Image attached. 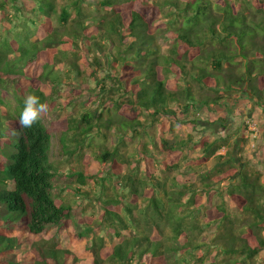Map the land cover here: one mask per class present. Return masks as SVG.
Masks as SVG:
<instances>
[{"label":"trees","instance_id":"16d2710c","mask_svg":"<svg viewBox=\"0 0 264 264\" xmlns=\"http://www.w3.org/2000/svg\"><path fill=\"white\" fill-rule=\"evenodd\" d=\"M153 12L165 18L164 39L173 42L167 53L152 28ZM71 74L78 93L68 92L60 109L82 90L97 92L98 107L83 108L80 121L71 115L59 122L63 145L71 132L88 137L100 108L99 119L107 113L108 120L99 130L112 127L118 135L100 163L111 164L108 177L122 194L106 201L99 223L119 242L102 251V237L94 235L91 264H104L102 256L115 264H263V172L243 156L246 135L231 133L227 118H209L245 96L264 119V0H0V86L6 77L30 82L14 89L10 101L0 97V144L9 138L13 150L9 164L0 166L6 185L0 190L1 264H69L72 257L38 244L34 259L5 255L56 226L68 227L74 209L53 199L58 173L49 164L54 136L44 113L31 128L20 129L18 119L28 95L48 108L57 103ZM45 82L53 94L43 91ZM8 119L15 124L11 137L3 126ZM180 121L200 128L201 138L168 140L165 132ZM127 136L132 143L140 139L137 153H121ZM159 154H165L161 161ZM86 177L78 176L83 185ZM203 196L220 200L215 210L201 205ZM227 202L236 203L235 214ZM213 227L207 242L202 234ZM13 230L26 234L10 237Z\"/></svg>","mask_w":264,"mask_h":264},{"label":"rangeland","instance_id":"374dc122","mask_svg":"<svg viewBox=\"0 0 264 264\" xmlns=\"http://www.w3.org/2000/svg\"><path fill=\"white\" fill-rule=\"evenodd\" d=\"M168 9L169 8H167V10ZM153 13L155 16L152 20V28L153 30H156L162 52L167 53L173 42L164 39V36H167L165 32L166 28L164 26L165 18L161 17L156 12ZM80 64L82 65V69L85 70L83 67L84 64L82 62H80ZM63 70L61 69V71ZM33 73L35 72L33 71ZM63 74H65V70L63 71ZM75 76L76 75L71 74L69 76L71 80H67L68 76L65 75L64 81L67 80L68 83H65L66 85L63 88L61 98L57 103L48 108L46 113H44L45 122L54 136V141L52 143L53 154L49 159V164L57 168L58 173L53 179V199L58 204H69L73 206L74 210L72 211L68 221V227L65 226L62 228L56 226L55 228L48 230L42 238L27 241L21 244L20 247L16 248L14 253L12 251L5 254L14 260H23L27 257L34 259L35 253L32 251V247L34 244H38L39 246L57 247L63 250H69L72 254L69 264H91L90 258H92L94 250L92 249L88 251L87 248L93 241L94 235L98 241H100L99 237H102L103 242L101 241L100 243L105 248L102 251L107 248L114 247L119 242L117 238H113L110 235V230L108 229L107 224L103 223L100 225L99 223L102 214L106 212V201L110 198H117V196L119 198V195L122 194L121 188L118 190L115 188L117 180H111V178L108 177V174L112 173V171H110L111 164L109 163L106 167H104L100 163L104 151L107 149L112 150L118 142V135L112 127L110 129L100 127L99 130V126L103 125L108 120V114L105 113L104 117L99 119L102 110L101 108L98 110L96 113V118L98 119L93 120V128L91 129V133L88 134V137L86 135L81 136L80 134L73 136L74 132H71L66 136V145H63L60 141L63 136L59 127V122L61 120L63 122L64 119H71V115L78 118L79 112L84 113L83 108L85 107L93 110L98 107V99L96 97L97 92L82 90L81 97L75 100L72 106H67L65 110L60 109V105L65 106L64 102L66 98H68V92H70V97H73L78 93L77 90L72 92L71 89L73 85L77 84V82H74ZM77 81L81 82L79 78ZM29 84L30 82L23 78L6 77L5 83L0 86V97L10 101L12 99V92H14V89L16 90L18 86L26 88ZM95 87V83L91 82V88ZM42 88L47 95L53 94L51 86L47 82H45ZM75 89H77V87H75ZM234 103L235 101L229 102L228 105L223 104L222 106L217 107L216 110L212 112L209 119L216 120L218 117L227 118L230 124L231 133H237V137L239 138H241L243 134L246 135L248 143L244 146L243 156L245 160L249 162L251 161L259 171L263 172L264 176V149L262 147L264 140L260 137L262 133L261 131L259 136H256V133H254L255 127L257 128L255 122H259L261 120V112L256 109L252 101L245 96H243L242 101L237 104ZM67 108L69 109L67 110ZM0 109L5 110L2 106H0ZM13 109H15V102L12 100L10 112ZM57 109L59 110L57 111ZM1 116L0 111V121H2ZM199 116L204 119L208 118L207 113H200ZM181 118L182 117L180 116L178 117V119ZM77 120L80 121V117ZM260 122L264 124V119ZM3 126L7 128V137H11V131H13V128L15 127L14 121L8 119ZM158 129L160 130L161 126H157V129H155L157 134L159 133ZM200 130V128H196L193 124H185L180 121V123L178 122L175 125V129L173 131H166L165 135L168 140L173 142H180L189 138H193V140L196 141L202 136L199 134ZM104 134L106 137H104ZM209 135L210 132H207L203 136L205 138ZM220 136L225 135L220 134ZM83 138H85V141L82 143ZM5 139V141L2 139V144H0V166H7L9 164L8 154L13 151L11 148L6 146L10 142L9 138ZM74 141L78 142V144ZM133 141V143L130 140L128 142L127 136L125 147L123 146L120 149L122 154L128 155V148L130 152L137 153L141 142L140 139L137 138ZM146 142L147 139L145 138L143 144H146ZM192 145L193 142L190 143V147ZM259 145L262 149H259ZM3 146L6 147L2 148ZM221 153L224 154L225 150H222ZM164 157L165 154H159L157 155V160L161 161ZM4 172L5 171L0 167V190L6 189V185L3 182V176L5 175ZM80 174L87 176L85 185H83L78 178ZM262 179H264V177ZM8 186L12 187V184L8 183ZM8 186L7 188H9ZM79 191H82L83 194H80ZM201 201V205L206 206L207 210L211 211L215 210L214 206H216L217 202H220V200L214 198L212 202L209 203L206 196H203ZM226 204L230 208L231 213L235 214L237 211L236 203L227 202ZM113 208H115V206ZM204 219L205 217L201 218L202 224L204 223ZM215 230L216 228L213 227L211 230H207L204 234H202V237H205V241H211ZM82 233H84V237L79 238V235ZM20 234L25 235L26 233L19 230H13L9 233L10 237H18L21 236ZM212 251L215 250L212 249ZM263 255L264 252L261 253V256ZM3 256L4 255L0 254V259ZM102 258L104 260V264H115L110 261L109 256H102ZM205 264L208 263L206 262Z\"/></svg>","mask_w":264,"mask_h":264},{"label":"clouds","instance_id":"9594fccd","mask_svg":"<svg viewBox=\"0 0 264 264\" xmlns=\"http://www.w3.org/2000/svg\"><path fill=\"white\" fill-rule=\"evenodd\" d=\"M24 107L18 119L20 129L31 128L38 120L41 119L43 113L48 111V105L41 103L39 97L28 95L24 98ZM15 134V130H13Z\"/></svg>","mask_w":264,"mask_h":264},{"label":"built area","instance_id":"2783aa9c","mask_svg":"<svg viewBox=\"0 0 264 264\" xmlns=\"http://www.w3.org/2000/svg\"><path fill=\"white\" fill-rule=\"evenodd\" d=\"M254 133H256V136L258 135V129L256 127H255V132Z\"/></svg>","mask_w":264,"mask_h":264},{"label":"crops","instance_id":"0c3cea01","mask_svg":"<svg viewBox=\"0 0 264 264\" xmlns=\"http://www.w3.org/2000/svg\"><path fill=\"white\" fill-rule=\"evenodd\" d=\"M258 134H259V131H258Z\"/></svg>","mask_w":264,"mask_h":264}]
</instances>
